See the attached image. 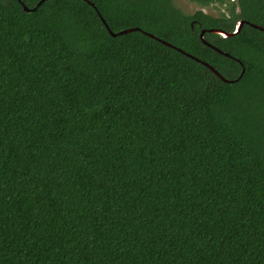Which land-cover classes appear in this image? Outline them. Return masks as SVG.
<instances>
[{
	"label": "trees",
	"instance_id": "obj_1",
	"mask_svg": "<svg viewBox=\"0 0 264 264\" xmlns=\"http://www.w3.org/2000/svg\"><path fill=\"white\" fill-rule=\"evenodd\" d=\"M40 1L0 0V264H264V0Z\"/></svg>",
	"mask_w": 264,
	"mask_h": 264
},
{
	"label": "water",
	"instance_id": "obj_2",
	"mask_svg": "<svg viewBox=\"0 0 264 264\" xmlns=\"http://www.w3.org/2000/svg\"><path fill=\"white\" fill-rule=\"evenodd\" d=\"M42 1H43V0H41L39 3H41ZM87 1L90 2L91 4H93V2H91V1H89V0H87ZM24 7H25L27 10H29V8H28L27 6L24 5ZM101 18H102L103 22L106 24L107 28L110 30V32H111L112 34H116V33H114V32L109 28V26L107 25L105 19H104L102 16H101ZM244 23H245L244 20H238L237 23H236V28H235V30H234L233 32H228V31H225V30H222V29H219V28L211 29V31H214V32L220 33V34L223 35V36H229V35H231V34L237 33V32L241 29V27L243 26ZM253 25L256 26V27H258V28H260V29H262V30H264V27H262V26H259V25H256V24H253ZM133 29H134V28L124 29V30L120 31V33H125V32H128V31H130V30H133ZM135 29H136V28H135ZM204 31H205V30L203 29L202 32H201V38H202V40H203L206 44H208V45H210L211 47L215 48L216 50H218V51H220V52H223L221 49H219L218 47L212 45L211 43H208V42L204 39V37H203V33H204ZM151 36H154V35L151 34ZM163 42H165V43L171 45L170 43H168V42H166V41H163ZM177 49H179L180 51L184 52V51H183L182 49H180V48H177ZM187 54L190 55V56H192V57H194L193 55H191V54H189V53H187ZM194 58H196L197 60L201 61V60H200L199 58H197V57H194ZM201 62L205 63V64H206L211 70H213V71H214V72H215L220 78H222L223 80H225V81H231V80L225 78L221 73H219V72H218L213 66H211L209 63L204 62V61H201ZM243 71H244V69H243Z\"/></svg>",
	"mask_w": 264,
	"mask_h": 264
},
{
	"label": "rangeland",
	"instance_id": "obj_3",
	"mask_svg": "<svg viewBox=\"0 0 264 264\" xmlns=\"http://www.w3.org/2000/svg\"><path fill=\"white\" fill-rule=\"evenodd\" d=\"M175 3L180 6L187 13H194L198 9H203L205 12H208L212 15H219L220 12L225 10V5L218 3L211 4L208 6H201L197 2L192 0H174Z\"/></svg>",
	"mask_w": 264,
	"mask_h": 264
}]
</instances>
